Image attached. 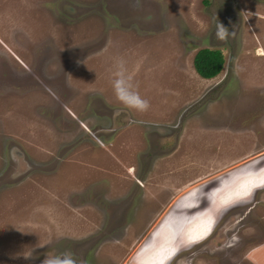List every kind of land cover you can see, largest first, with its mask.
Instances as JSON below:
<instances>
[{"label":"rangeland","instance_id":"rangeland-1","mask_svg":"<svg viewBox=\"0 0 264 264\" xmlns=\"http://www.w3.org/2000/svg\"><path fill=\"white\" fill-rule=\"evenodd\" d=\"M117 59L146 109L115 99ZM263 242L264 0H0V264H250Z\"/></svg>","mask_w":264,"mask_h":264},{"label":"clouds","instance_id":"clouds-1","mask_svg":"<svg viewBox=\"0 0 264 264\" xmlns=\"http://www.w3.org/2000/svg\"><path fill=\"white\" fill-rule=\"evenodd\" d=\"M139 3V0H136ZM227 29L221 24L218 25L217 37L224 39L227 35ZM110 84L115 99L125 107L135 110H143L148 106L147 100L140 97L123 67V61L117 59L114 62V68L111 73ZM41 264H78L77 259L71 252H63L51 256H45Z\"/></svg>","mask_w":264,"mask_h":264},{"label":"trees","instance_id":"trees-1","mask_svg":"<svg viewBox=\"0 0 264 264\" xmlns=\"http://www.w3.org/2000/svg\"><path fill=\"white\" fill-rule=\"evenodd\" d=\"M224 58L219 50L200 49L193 58V67L196 73L204 79L215 77L222 69Z\"/></svg>","mask_w":264,"mask_h":264},{"label":"crops","instance_id":"crops-1","mask_svg":"<svg viewBox=\"0 0 264 264\" xmlns=\"http://www.w3.org/2000/svg\"><path fill=\"white\" fill-rule=\"evenodd\" d=\"M254 247L249 255L250 264H264V242Z\"/></svg>","mask_w":264,"mask_h":264},{"label":"flooded vegetation","instance_id":"flooded-vegetation-1","mask_svg":"<svg viewBox=\"0 0 264 264\" xmlns=\"http://www.w3.org/2000/svg\"><path fill=\"white\" fill-rule=\"evenodd\" d=\"M215 227V226H214ZM213 227V228H214ZM213 230V229H212ZM212 230H211V232L208 234V236L212 233ZM208 236H205L204 238H202V240H200V242L199 243H201V242H203L205 239H206V237H208ZM199 243H197V244H199ZM196 245V244H195ZM187 248V247H186ZM186 248H184V250L186 249Z\"/></svg>","mask_w":264,"mask_h":264}]
</instances>
